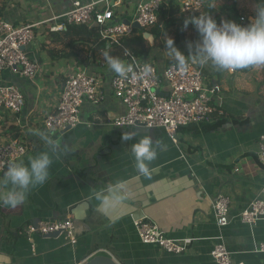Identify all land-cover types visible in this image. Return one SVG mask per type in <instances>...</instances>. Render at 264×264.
<instances>
[{"label":"crops","instance_id":"1","mask_svg":"<svg viewBox=\"0 0 264 264\" xmlns=\"http://www.w3.org/2000/svg\"><path fill=\"white\" fill-rule=\"evenodd\" d=\"M72 1L45 0L51 11L47 17L65 12ZM138 1L108 0L117 19L129 16V10L134 11ZM6 4L1 17L23 20L22 9L7 0ZM210 5L221 12L219 23L231 20L247 26L249 23L239 18L253 17L241 13L254 12V4L247 0L211 1L202 15H207ZM179 22L173 25V33L168 32L173 26L167 29L165 40L173 38ZM184 31L186 36L195 34L192 30L190 35L187 28ZM37 34L29 51L40 61L38 77L29 81L9 70L0 76V81L17 85L24 98L23 109L16 115L21 124L0 114V138L16 134L24 137L27 152L17 162L27 164L29 157L49 151L53 163L47 181L33 187L22 205L12 208L0 204V264H83L101 253L118 264H218L210 251L214 237L219 234L234 260L264 264V253L255 251L257 244L264 241V219L248 226L237 217L251 199L264 196V167L256 158L257 137L264 134V66L230 71L203 65L204 85L216 83L221 89V99L214 98L213 103L224 114L180 127L178 141L173 143L161 128L112 123L113 118L125 111V106L109 87L108 79L114 72L105 59L81 64L76 59L52 58L47 50L59 48L60 44L44 45V30ZM187 43L183 41L176 46L185 56L189 51ZM147 58L162 68L168 59L175 57L166 49L152 47ZM185 61L191 58L185 57ZM73 64L102 76V97L96 103L84 102L79 124L65 131L50 132L38 119L56 104L67 68ZM129 128L137 135L123 141L122 133ZM37 131L51 135L56 144L54 153L33 134ZM143 135L151 136L154 145L159 144L148 175L138 172L131 154V145ZM115 184L122 185L124 198L102 213L95 194ZM9 187L0 174V190ZM219 193L228 195L231 201L230 222L223 228L216 225L212 211ZM66 216L73 221L75 244L61 236L20 233L39 220ZM139 217L156 223L167 237L190 238L187 250L169 253L157 245L143 243L134 226Z\"/></svg>","mask_w":264,"mask_h":264},{"label":"built area","instance_id":"2","mask_svg":"<svg viewBox=\"0 0 264 264\" xmlns=\"http://www.w3.org/2000/svg\"><path fill=\"white\" fill-rule=\"evenodd\" d=\"M102 1L106 4L99 6ZM211 1L217 0H140L136 3L133 14L125 19L116 18L108 0H73L65 12L42 20L13 21L0 17V76L9 70L29 81L38 77L41 72L40 61L29 49L37 33H42L46 28L43 27L45 23L50 22V31L61 30L67 24L94 25L98 27L102 39L118 44L122 37L131 34L133 22L142 28L155 25L161 7L167 10L166 19L180 14L202 15L204 7ZM172 11L174 12L171 13ZM239 20L248 23L251 21L243 16ZM160 27L162 28V24ZM159 39L163 42L162 35ZM123 62L133 69L128 78L112 73L108 79L111 91L125 106V111L112 119L114 125L161 128L173 143H177L180 127L209 121L217 113L224 114L213 103L214 98L218 101L221 99V89L216 83L204 85L203 65L186 61V66L181 68L177 63L166 62L160 68L148 58L142 61L129 52L125 53ZM99 63L103 64L101 61ZM144 64L153 68L151 74L143 73ZM102 86L103 78L98 72L75 64L68 66L56 104L38 122L50 132H61L76 126L80 123V110L84 102L96 103L102 97ZM23 106L24 98L20 88L12 82L0 81V114L11 116L21 124L16 115L22 111ZM26 143L23 136L20 139L0 138V159L9 163L17 162L27 152ZM256 158L264 167V134L257 137ZM230 207V197L219 193L212 204L214 219L219 228L229 224ZM237 217L240 223L248 226L263 220L264 196L251 199ZM134 226L143 243L157 245L169 253H182L191 242L190 238L167 237L156 223L146 217L136 218ZM55 232L71 244L77 241L70 216L39 220L20 231L26 236H46ZM255 251L264 253V241L257 244ZM210 255L218 264H244L233 259L222 234L214 237Z\"/></svg>","mask_w":264,"mask_h":264},{"label":"clouds","instance_id":"3","mask_svg":"<svg viewBox=\"0 0 264 264\" xmlns=\"http://www.w3.org/2000/svg\"><path fill=\"white\" fill-rule=\"evenodd\" d=\"M254 16L247 26H241L231 20H222L219 24L210 15L190 16L183 21L186 29L189 24L194 26L200 39L194 44L187 43L188 55L182 54L174 45L172 38L165 40V48L174 56L181 68L186 66L185 57H190L193 64H211L218 70L248 68L250 66H264V0H254ZM110 69L121 78H128L132 73L131 66L117 57H112L107 51L103 53ZM143 73L151 74L153 68L144 64ZM37 135L51 152H55L56 144L51 135L37 131ZM137 133L134 129L122 133L123 141L132 140ZM157 147L151 136L143 135L131 145V154L138 172L148 175L149 165L157 158ZM53 163L49 151H43L29 157L24 162L9 163L0 159V173L3 175L7 190H0V204L15 208L22 205L29 191L38 185H43L49 177V169ZM102 213L108 208L119 204L123 198L122 185H110L105 192L95 194Z\"/></svg>","mask_w":264,"mask_h":264},{"label":"trees","instance_id":"4","mask_svg":"<svg viewBox=\"0 0 264 264\" xmlns=\"http://www.w3.org/2000/svg\"><path fill=\"white\" fill-rule=\"evenodd\" d=\"M6 1L0 0V17L3 15L6 9ZM224 11V9H222ZM172 11L171 13H173ZM207 15H210L213 19L219 23L221 12H216L211 5L207 7ZM167 10L161 7L158 12L157 23L152 27L143 28L142 30L133 29L129 36L122 37L118 44L109 43L107 40L102 39L99 34V29L94 25L85 24H67L63 29L57 31H50L49 27H46L44 34L46 37L44 45L50 43L60 44L59 48H50L47 51L52 58L63 59H76L78 63L89 64L95 59H105L103 53L107 51L110 56L117 57L122 61L125 59V53L129 52L135 55L138 59L144 61L150 54V50L153 46L158 48H165V43L160 42V36H164L167 29L175 24L179 20V26L174 32L173 41L177 46L181 42H193L197 39V32L194 26L189 24L188 27L194 31L195 34L186 36L183 21L190 16H197V14L184 15L180 14L177 17H171L166 19ZM162 24V28L160 25ZM144 32H148L153 37V43L144 36ZM167 50V49H166ZM186 62V61H185ZM177 63L176 58L167 60V64ZM214 116V115H213ZM14 139H20V135H13Z\"/></svg>","mask_w":264,"mask_h":264},{"label":"rangeland","instance_id":"5","mask_svg":"<svg viewBox=\"0 0 264 264\" xmlns=\"http://www.w3.org/2000/svg\"><path fill=\"white\" fill-rule=\"evenodd\" d=\"M6 1V0H5ZM9 2V4H11L12 6L18 8V9H22V12L24 14L21 15V17L25 20H32V19H36V20H42L47 18V16L49 15V13L51 12L50 9L48 8V6L45 3V0H7ZM248 3L251 5L254 4V0H247ZM104 6V4H100L99 6ZM130 8H133L132 5H130ZM133 10H129V16L133 14ZM242 14L247 15H251L254 16V12H246V11H241ZM128 16V15H127ZM239 18V17H238ZM237 18V19H238ZM237 19L235 21H237ZM50 24V22L45 23L43 25L48 27V25ZM46 28H44L43 30H45ZM175 29V27L173 26L168 32L169 33H173L172 31ZM187 31L190 33H192V30L190 29V27H187ZM45 35V34H44ZM46 39V37L43 38V41ZM200 37L199 35L197 36V40L199 41ZM36 40V39H35ZM164 40H165V36H164ZM197 41V42H198ZM155 48H158L157 46H153Z\"/></svg>","mask_w":264,"mask_h":264},{"label":"water","instance_id":"6","mask_svg":"<svg viewBox=\"0 0 264 264\" xmlns=\"http://www.w3.org/2000/svg\"><path fill=\"white\" fill-rule=\"evenodd\" d=\"M113 2V0H111V3ZM125 22L128 24V21L125 20ZM132 27L138 30H142L143 28L136 22H133ZM144 36L149 40L150 43H153V37L151 35H149L148 32H144ZM67 130V129H66ZM2 175V173H1ZM58 235L57 232L55 233H51L49 235V237H56ZM83 264H118L117 261H115V259H113L111 256L107 255V254H96L94 256H92L91 258H89L88 260H86Z\"/></svg>","mask_w":264,"mask_h":264}]
</instances>
